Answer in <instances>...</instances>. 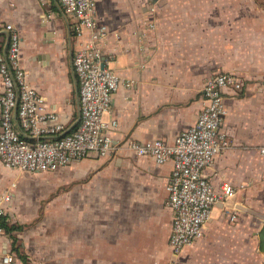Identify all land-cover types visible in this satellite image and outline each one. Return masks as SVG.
<instances>
[{"label": "crops", "instance_id": "0c3cea01", "mask_svg": "<svg viewBox=\"0 0 264 264\" xmlns=\"http://www.w3.org/2000/svg\"><path fill=\"white\" fill-rule=\"evenodd\" d=\"M95 9L107 28L102 52L120 80L103 114L115 119L109 133L117 144L171 141L195 121L207 76L229 71L240 79L237 92L223 88L220 130L229 147L205 170L215 190L226 181L232 194L211 207L201 234L172 255L170 160L156 163L120 148L49 172L0 163L6 219L23 225L12 234L29 263L38 264L33 238L55 237L68 264H264L257 246L264 222V0H95ZM0 21L17 29L20 65L44 109L70 128L79 112L67 16L53 0H0ZM41 219L51 223L40 227L34 220ZM4 250L7 233L0 234ZM10 264L20 262L14 257Z\"/></svg>", "mask_w": 264, "mask_h": 264}, {"label": "built area", "instance_id": "2783aa9c", "mask_svg": "<svg viewBox=\"0 0 264 264\" xmlns=\"http://www.w3.org/2000/svg\"><path fill=\"white\" fill-rule=\"evenodd\" d=\"M37 2L44 4L47 0ZM53 2L67 16L75 42L71 66L76 79L78 121L69 128L56 112L44 109L20 65L19 33L11 22L0 21V163L21 171L49 172L89 155L109 157L120 148L149 156L156 163L170 160L166 204L171 222L167 243L175 255L201 234L211 207L232 194L233 188L226 181L215 190L205 170L215 154L229 147L220 130L223 88L228 86L237 92L242 82L232 72L216 71L201 84V107L195 121L171 141L125 139L117 144L109 133L115 119L104 120L103 114L109 110L120 80L102 52L107 28L96 18L95 0ZM84 31V37H80ZM8 199L9 194H0V216L5 214L2 202ZM0 234H6L2 227ZM13 261L11 251H0L1 264Z\"/></svg>", "mask_w": 264, "mask_h": 264}, {"label": "rangeland", "instance_id": "374dc122", "mask_svg": "<svg viewBox=\"0 0 264 264\" xmlns=\"http://www.w3.org/2000/svg\"><path fill=\"white\" fill-rule=\"evenodd\" d=\"M61 172V170H57L56 173H59ZM40 191V190H39ZM37 192V191H36ZM36 195V194H35ZM42 200L44 198H41ZM43 202L40 203V206H42ZM30 206V205H29ZM57 206H60L62 207L61 204L57 205ZM32 208V206L30 207ZM57 208V207H56ZM53 209V208H52ZM46 219H47V216H45ZM31 220V219H30ZM30 220H27V221H24V222H28L29 224L33 223V221H30ZM35 223H38L40 227H43L44 224L45 226H47L49 223H51V221L47 222L46 220H34ZM42 237H46V236H43L41 235L40 237H38V239L42 238ZM37 238H33V244L35 249H34V256H36V261H38V264H41V263H45V264H50L52 263L50 260L52 259H55V264H68V263H65V260H64V255H63V250H62V244H58V242L56 241L55 237H46V238H43V240L45 241V243H43V241H40V240H36ZM37 241L40 242V244H43V245H40L39 246V249H38V245H37ZM61 250H60V249ZM54 263V261H53ZM140 264H144L143 262H139ZM78 264V263H77ZM120 264H127V262H122Z\"/></svg>", "mask_w": 264, "mask_h": 264}, {"label": "trees", "instance_id": "16d2710c", "mask_svg": "<svg viewBox=\"0 0 264 264\" xmlns=\"http://www.w3.org/2000/svg\"><path fill=\"white\" fill-rule=\"evenodd\" d=\"M73 124L71 127H73ZM70 127V128H71ZM0 227L9 235L10 238V250L14 257L18 259L20 264H30L27 255L21 250L19 240L12 234L13 231L21 230L23 225L17 222H9L6 219V214L0 216ZM258 242L257 246L264 254V222L257 231Z\"/></svg>", "mask_w": 264, "mask_h": 264}]
</instances>
